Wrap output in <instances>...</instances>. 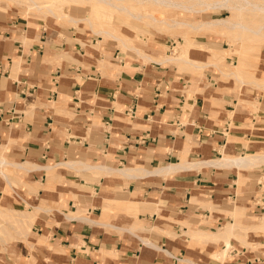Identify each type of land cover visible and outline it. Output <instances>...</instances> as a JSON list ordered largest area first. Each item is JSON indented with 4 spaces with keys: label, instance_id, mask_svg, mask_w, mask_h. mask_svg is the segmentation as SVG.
Wrapping results in <instances>:
<instances>
[{
    "label": "crops",
    "instance_id": "0c3cea01",
    "mask_svg": "<svg viewBox=\"0 0 264 264\" xmlns=\"http://www.w3.org/2000/svg\"><path fill=\"white\" fill-rule=\"evenodd\" d=\"M199 32L192 66L167 59L168 33L123 49L0 11V201L36 215L0 264H264V161L212 162L264 154V99L219 77L221 37Z\"/></svg>",
    "mask_w": 264,
    "mask_h": 264
},
{
    "label": "rangeland",
    "instance_id": "374dc122",
    "mask_svg": "<svg viewBox=\"0 0 264 264\" xmlns=\"http://www.w3.org/2000/svg\"><path fill=\"white\" fill-rule=\"evenodd\" d=\"M58 1L59 3L53 5L55 13H51L47 9L39 11L35 7H32L26 0H0V11L15 8L26 16L43 19L55 17L60 19L64 29L74 28L76 31L92 34L95 37L101 36L103 39L113 36L107 31L97 33L95 30L100 31L102 29H109L115 34L122 35L120 33V28L128 27L136 34L135 39L129 38L131 41L130 44L137 46H139V44L148 43L150 39L159 32L168 33L174 39V45L171 47L170 56H176V58H178L173 61H184L190 63L192 66H198L200 64L189 57L188 49L199 47L197 44V38L201 35L199 31H204L209 35L221 37V39L217 41L214 40L215 42L213 44H209L210 46L206 47L212 53L211 56H214V59L224 60L223 63L226 64L223 65L222 62L216 64L217 68L220 69L223 74H220L219 77L222 79L228 77L237 78L238 81L245 83V88L249 90L253 96L264 99V86L261 87L262 85L260 84L264 82V79H258L262 77V72L259 71V59L261 50L264 48V28H262V25H264V11H259L251 6L241 9L218 7L202 11L197 10L199 8H206L207 4L213 1L221 0H200L203 2L201 4H198L195 0L190 1V4H196L193 10L176 7L174 5H157L151 0H89V4L83 2L78 3L79 0ZM252 1L264 4V0ZM70 13H77L81 16H89V14L92 16L94 15L93 26L91 27V25L85 21H80L79 23L71 22L68 19V14ZM223 17L226 19L227 23L231 24L227 28L223 26V28L220 29L216 26L214 29L207 30L205 29V25L199 22L209 20L210 18ZM188 21L191 22L188 24ZM122 47L123 49L130 48L125 45H122ZM224 48H226V50H223ZM219 52H223L224 56H217L215 58L214 54ZM145 58L149 59L151 57ZM254 81L258 82L255 83ZM239 86H241V83ZM253 103L256 111L263 109L260 107L257 99ZM0 156L5 158L2 155ZM263 176L262 174L256 177L255 182H260ZM262 181L263 182L260 184L261 191L257 193L258 195L264 194V179ZM2 205L0 201V209L5 208L4 205ZM7 212L8 211L4 213L0 212V256L6 252L13 241L22 236L17 233L16 227L10 223V217L5 215ZM14 212L16 211L9 210L8 214H14ZM263 217L264 215L257 219L258 223L261 222ZM255 229H260L264 232V229ZM203 239L208 240L211 238ZM262 245L264 247V243L252 244L251 246L257 248ZM227 253L221 258H224Z\"/></svg>",
    "mask_w": 264,
    "mask_h": 264
},
{
    "label": "bare ground",
    "instance_id": "6f19581e",
    "mask_svg": "<svg viewBox=\"0 0 264 264\" xmlns=\"http://www.w3.org/2000/svg\"><path fill=\"white\" fill-rule=\"evenodd\" d=\"M32 7H35L37 10H43V9H47L48 11H50L51 13H55V10L53 8V5L54 4H57L59 3L58 0H44V1H39V0H26ZM151 1H154L157 5H165V6H169V5H174L176 7H181V8H184V9H189V10H193L195 9V5L196 4H190V1H194V0H187V1H184V0H181V1H177V0H151ZM197 1L198 4H201L203 3L202 1L200 0H195ZM80 2H83V3H87L89 4V0H79L78 3ZM27 3V4H28ZM29 5V6H30ZM248 6H251L252 8L254 9H257L259 11H264V4L263 3H259V2H254L252 0H221V1H213L211 2L210 4H207L206 8H199L197 9L198 11H202V10H207V9H211V8H227V9H234V8H245V7H248ZM111 15V14H110ZM68 19L73 22V23H79L80 21H85L87 22L88 24L91 25V27L93 26L94 22H93V16L89 14V16H81V15H77V14H68ZM95 17V16H94ZM200 23H202V25H205V29L209 30V29H214L217 25H222L224 26L225 28H227L229 25H231L230 23H227L226 22V19H222V18H216V19H209V20H206V21H199ZM199 23V25H200ZM76 26V25H75ZM262 28H264V25H262ZM107 31L109 34H111L113 37L115 38H118L121 40V44L120 45H125L126 47H131L133 48V46H129L131 45V41L129 38H124V36H121V35H118V34H115L113 31L109 30V29H105V30H95V32L97 33H100V32H105ZM119 41V40H118ZM223 50H226V48H224ZM143 56L145 57H150V56H147V55H144L142 54ZM215 58L217 56H224L223 52H219V53H215ZM168 56V55H167ZM214 57V56H213ZM168 60H176L178 58H176V56H168L167 57ZM161 62V61H160ZM218 62H214L213 65H216ZM257 83V81L255 82ZM259 84V83H258ZM260 85V84H259ZM263 87L264 84H261ZM258 87V86H257ZM257 160H263L264 161V154H260V155H245V156H239V157H224L223 159L221 160H215V161H212L214 163H228V164H236V165H240L242 162H245V161H251V160H255V158ZM211 162V163H212ZM9 162L0 156V167L1 166H4V165H7ZM22 165V164H21ZM19 166V165H18ZM34 166V165H33ZM24 167V166H23ZM37 167V166H36ZM34 167V168H36ZM178 165L176 164H170L167 166V168L164 167V169H173V168H177ZM109 170V168H108ZM120 171V170H119ZM123 172H126L127 170H122ZM0 172L4 175V177L8 180V177L7 175L5 174V172H3L0 168ZM3 206V205H2ZM5 207V206H4ZM16 211V210H11V209H8V208H4V209H0V212L4 213L5 211ZM5 213V215L9 216L10 219L9 221H11L10 223L16 227V231L19 235H22V236H26L28 231L30 230V227L31 225L33 224L34 222V219L36 217L35 215V212H21L19 210L14 212V214H8ZM13 217V219H12ZM1 224V223H0ZM236 224L238 223H227L223 229V231L219 234V232L217 234H219L221 237L224 238L225 240V245L223 247V249L221 250L220 252V255L221 257L224 256L229 248L231 247V242H230V235L234 233V231L236 230ZM12 226V227H13ZM14 227V228H15ZM254 228H261V229H264L262 226L261 227H256L254 226ZM200 237H204V238H210L209 235H212V237H214V235L212 233H201L199 234ZM217 236V235H215ZM220 257V256H219Z\"/></svg>",
    "mask_w": 264,
    "mask_h": 264
},
{
    "label": "built area",
    "instance_id": "2783aa9c",
    "mask_svg": "<svg viewBox=\"0 0 264 264\" xmlns=\"http://www.w3.org/2000/svg\"><path fill=\"white\" fill-rule=\"evenodd\" d=\"M132 114H134V111L132 110Z\"/></svg>",
    "mask_w": 264,
    "mask_h": 264
}]
</instances>
